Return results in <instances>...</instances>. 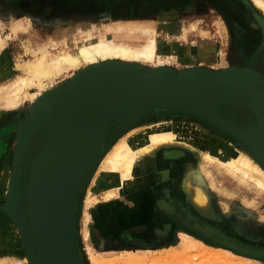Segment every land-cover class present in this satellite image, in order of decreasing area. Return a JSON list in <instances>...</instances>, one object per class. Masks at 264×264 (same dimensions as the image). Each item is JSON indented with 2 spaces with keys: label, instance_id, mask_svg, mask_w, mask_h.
<instances>
[{
  "label": "rangeland",
  "instance_id": "rangeland-1",
  "mask_svg": "<svg viewBox=\"0 0 264 264\" xmlns=\"http://www.w3.org/2000/svg\"><path fill=\"white\" fill-rule=\"evenodd\" d=\"M235 2L239 3L237 10L243 11L240 18H244V15L261 13L253 5L252 0H225L223 5H218V1L215 0H0V84H8L15 79L20 74L16 65L34 59V52L39 54L38 49L42 45L55 43L49 49L53 53H59L63 46H68L69 50H73L77 33L84 28L90 29L96 37H100L107 28L114 29L121 26L123 29L152 28L158 44V55L161 59L168 61L166 67L174 72L192 68L221 71L224 68L238 66L233 48V30L240 23L237 25L235 23L234 27L230 21V16L234 17V15L228 12V9L235 11L232 5ZM125 33L123 32V36ZM136 35L138 44L147 40L148 35L146 34L137 33ZM136 64L145 68L157 69V66L152 64L139 62ZM82 69L84 67L59 76L56 79L58 88L67 86ZM256 71L264 81V72ZM50 84L52 83L47 82L48 86H51ZM31 91L39 93L37 88ZM40 93L34 100L25 99L16 108H8L6 101H0V173L4 168L12 172L15 140L18 137L16 136L17 125L30 119L31 107L48 92L43 90ZM169 113L172 111L147 113L131 122V126L128 124L124 129L136 128L152 119L153 116L158 118L166 115L169 117L168 115H171ZM242 113L239 110L225 107L227 117L232 116V119L245 127L251 126L255 121V116ZM49 115L50 113H47L41 123L42 128L47 129L41 137H38L43 142L48 141L55 127ZM200 121L206 127L213 126L205 120L200 119ZM114 126L116 127V124L112 123L108 135ZM210 128L215 129L214 126ZM216 130L219 131V128ZM219 132L226 134L221 130ZM114 135L115 133L109 136L105 149L103 148L104 151L118 136ZM193 160L198 162L197 157ZM179 165L181 166V163ZM96 171L97 167L82 186L75 203L77 219L75 253L83 264H94L95 262L98 264H138L139 260H142L143 264H172L176 256L183 258L189 256L194 258V262L201 264L203 259L199 257L198 249L193 247L188 236L194 238V242L201 240L215 248L233 251L215 244L212 241L214 240L212 233L216 235L219 233L225 239L224 242L229 241L236 244V241L224 237L233 236L238 241L264 247V198L259 197L254 191H246L237 185H231L228 181L221 183L214 181L216 188L212 190L210 186L213 181L208 177L205 183L210 191L211 208L208 211L210 215L201 214L191 202L186 201L187 198L184 200L185 204L187 202L190 205L188 204V208L185 206L183 210L190 219L196 221L194 227L187 222L182 224L175 220L171 221L169 215L166 214L174 213L175 208L170 203L166 214L159 208L161 204H165L170 199V193L175 200H178L179 205L180 192L168 191L169 195L164 200L165 190H157L158 196L146 202V214L140 218L131 216L132 223L130 220L124 221L121 215L117 217V212L119 205L136 209L134 203L130 201L121 202L122 204L116 203L113 206L116 211L111 215L107 210L109 207L107 203L97 202L90 210L92 227L89 228L85 223V202ZM26 174L27 168L24 170L22 187ZM157 184H155V189L163 187ZM234 187L237 188L234 189ZM96 197L102 200L101 195ZM4 202L3 199L0 201V222L2 223V227L0 226V264H17L18 261H23L22 238L19 228L1 209ZM87 229L89 231L91 229L93 233L86 238ZM207 230H209L208 234L205 233ZM8 235L13 244L18 245L19 251L2 250L3 241ZM220 241L223 240L220 239ZM239 256L248 264H264L262 260L240 254ZM177 264L190 263L184 261Z\"/></svg>",
  "mask_w": 264,
  "mask_h": 264
},
{
  "label": "bare ground",
  "instance_id": "bare-ground-1",
  "mask_svg": "<svg viewBox=\"0 0 264 264\" xmlns=\"http://www.w3.org/2000/svg\"><path fill=\"white\" fill-rule=\"evenodd\" d=\"M252 3L259 10V12H261V17H258V19L261 24H264V22H262V20H264V0H252ZM121 27L114 29L107 28L100 37H96L90 29H80L79 33H77V37L75 38V48L73 50H69L70 48H68V46H63L59 53H53L49 51V49L50 46H54L55 43L40 46L38 49L39 54H36L37 52H34L35 54L33 53L35 55L34 59L16 65V67L20 70V74L15 79L8 84H0V101H6L8 108H16L27 98L34 100L43 90H47L48 97L57 96L60 89L56 84V79L59 76L83 67L87 68L90 65H96L97 63H99L97 65L100 67V62L109 60H111V63H114L115 60H122L127 61L129 64H136V62L142 64H152L157 66V69L167 68L166 64L168 61L161 59L158 55V44L152 28L123 29ZM123 32H126L124 36ZM137 33L148 35L146 37L147 40L138 44L136 41ZM249 39L251 40V38ZM227 69H230L231 71L241 70L249 73V75L258 73L253 66L249 67L247 65L231 66ZM230 75L235 76L233 74ZM47 82H50L53 85L50 84L51 86H48ZM254 82L251 83L253 85H250L251 90H249V93L252 96L248 95L245 97L242 95L240 98L244 100H257V103L260 106H264V91L262 92V89L258 88ZM33 88H37L39 93L32 92L31 90ZM210 100L215 101L216 99L212 98ZM231 104L236 106L238 102L232 100ZM174 106L175 107L172 108V110H152L149 112L172 111V113H169L171 114L168 115L169 117L166 115L158 118L153 116L151 117L152 119L136 128L130 129L118 136L115 134L117 137L106 151H104V147L107 144L106 141H108V133L93 147L84 167V169H86L93 161L94 162L91 164L90 169L93 170L97 167V173L91 182L89 194L85 202L86 209L84 213L86 226L89 228L92 227V215L90 210L94 204L100 201L109 205L107 210L111 213V215L116 211L113 207L116 203H128L130 201L134 203L136 209L133 210L119 205L120 208L117 212V217L121 215V218L124 219V221H129L131 216L132 218L133 216L139 218L143 217L144 214H146V202L152 201L157 195L153 192L155 190V184L159 181V175H157V173L161 171L162 168L169 167L166 166L168 161L177 162L182 160L185 156L188 158H198V162L194 160L183 162L184 171L181 173L184 177L183 187L188 195L187 196L185 194V197L187 198V201L191 202L201 214L210 215L208 211L211 208L210 191L205 183L206 177L213 181L210 186L212 190L216 188L214 181L218 183L228 181L231 185H237V187L240 189H246V191H254L259 197L264 198V157L260 159L258 155V152L260 151L258 145L237 129L228 125L225 126L218 120V118L211 115L213 112L210 109H208L209 113L207 112L210 116L206 115V118H208V120L210 119L211 122L223 126L226 131L223 132L227 135L220 133L219 131L221 129L217 131L215 125H213L215 129L210 128L213 126L206 127L203 125L200 121L201 116H197L198 110L194 108V106L197 105L174 104ZM234 109L239 110L244 114L249 113L244 108L234 107ZM96 112L90 114H95ZM129 112L130 111L123 112L116 116V118L118 117V123L116 124L117 132L128 126V124L124 125V123H127L130 118L139 114L138 111L133 113ZM47 113H50L49 116H51L52 121H56L55 119L60 117V111L55 113L51 110V112L48 111ZM47 113H45V115ZM90 114L83 117V122L86 121L85 125L79 126L81 123L79 122V120H81L80 115L74 118L73 127L77 130L76 136H86L87 134L95 131L98 121H96V115L92 117ZM259 114L262 116L264 115L263 112L260 111ZM93 118H95V121H93ZM16 123H18V121ZM68 123H71L70 119H68ZM87 124H89V126L86 128ZM71 127L72 123L70 124V128ZM89 127L90 131L85 134V129L88 130ZM55 129L56 125L51 137L55 136ZM66 130L67 132H73L72 128L69 131L68 129ZM263 133L264 128L260 131L253 132L252 135L257 137L264 147ZM16 136H18L15 140L17 144V142L20 141L19 133H17ZM51 137L49 139H51ZM238 139L242 142L239 141L238 143ZM55 150L56 148L52 150V153H54ZM179 163H176V165L179 166ZM65 164L66 163L63 162L61 167L62 170H64L66 166ZM162 171V178L168 179L170 174L169 170ZM11 178L10 173L7 175L5 180H3L6 183L5 202L6 200L10 202ZM237 187H234V189ZM164 193V200H166L165 198L169 195V192L165 190ZM97 195H101L100 198L102 200H98L99 197H96ZM168 204L169 203L167 202L165 204H161L159 208L165 213L169 209ZM130 221L132 223V220ZM1 225L2 224H0V226ZM192 226L194 227V224ZM208 232L209 230L205 233L208 234ZM90 233H93L91 229L90 231L87 229L85 237H89ZM209 234L211 235V233ZM188 237L190 238L193 247L198 249L199 257H202L203 259L201 264H248L235 251L215 248L201 240H195L194 242V238H191L190 236ZM212 237L216 241H219L220 239L225 241L219 233L217 235L212 233ZM9 240L10 239L7 237L3 243L2 250L11 251L12 249L13 251L11 252L19 251V249H17L18 245L11 246V242ZM227 243L230 242L228 241ZM23 245L24 244L22 243V247ZM139 261L140 262H138V264H143L142 260ZM184 261L190 264H197L194 262V258L189 256L184 258L176 256L172 261V264ZM17 264H33L31 255H25L23 253V261H18ZM94 264H98V262H95Z\"/></svg>",
  "mask_w": 264,
  "mask_h": 264
},
{
  "label": "water",
  "instance_id": "water-1",
  "mask_svg": "<svg viewBox=\"0 0 264 264\" xmlns=\"http://www.w3.org/2000/svg\"><path fill=\"white\" fill-rule=\"evenodd\" d=\"M98 66L82 69L67 86L61 87L59 95L48 97L46 93L31 107L30 119L17 125L20 141L13 154L10 202L6 200L1 209L19 228L24 254L31 255L33 264H83L75 253L76 198L95 169H90L93 160L84 169L89 153L106 136L112 123H118V114L139 112L125 125L152 110H172L174 104H195L197 116L225 131L223 126L206 118V115L210 116L208 109L212 110L211 115L221 123L237 129L258 145V155L260 159L264 157L263 145L252 135L264 128V115L259 114V111L264 114V106H260L257 100L240 98L251 95L250 85L254 81L264 91V81L258 73L253 76L241 70L210 71L201 68L174 72L168 68L150 69L120 61H108ZM212 98L216 102L211 101ZM232 100L238 104H231ZM221 107L244 108L255 116V123L245 127L227 117ZM51 110L55 113L60 111V117L52 121L56 125L55 136L43 142L38 139L46 130L41 123L45 113ZM94 112L97 114H90ZM89 114L92 117L96 115L95 131L86 136H76L74 118L80 115L79 126L85 125L83 117ZM68 119L72 123V133L66 130H71ZM89 131L90 127L85 129V134ZM54 148L56 150L52 153ZM63 162L66 163L64 170L61 168ZM25 168L27 174L22 187ZM212 241L264 261V249L245 247L236 242Z\"/></svg>",
  "mask_w": 264,
  "mask_h": 264
},
{
  "label": "flooded vegetation",
  "instance_id": "flooded-vegetation-1",
  "mask_svg": "<svg viewBox=\"0 0 264 264\" xmlns=\"http://www.w3.org/2000/svg\"><path fill=\"white\" fill-rule=\"evenodd\" d=\"M215 1H218V3H219L218 5H223V3H225V0H215ZM215 5H216V3H215ZM232 5H234L233 9H235V11L233 12L231 9H228V12L229 13L232 12V14L234 15V17L232 15L230 16V19H231L230 21H231L232 25H234V27H235L234 23H236V25L238 23H240V26L236 27V29L233 30L234 31V39H233L234 47L233 48H234V54H236V56H235L236 64L242 65V66L248 65L250 67L253 66L254 69H256V70L258 69V71H263L264 70V24H261L259 19H258V17H261V16H260V14L257 15V13L253 12L254 14H252V15H244V18H240V15L242 14L241 12H243V11L237 10L239 7V3L235 2V4H232ZM262 22H264V20H262ZM249 38H251V40ZM222 110L225 114V107H222ZM254 123H255V121H253L251 125H253ZM129 129H130V127L126 128L125 130L123 129V130L117 132L116 131L117 129L114 126L113 129L110 130L108 138L113 133H115L116 135H119V134H122V133L128 131ZM188 160H193V157L188 158L185 156L182 160L177 161V162L176 161H168L166 163V166H169V167L162 168L161 171H159L160 172L159 173V181L157 182L158 183L157 186L162 185L163 187L162 188L161 187L156 188L155 189L156 191H154V192L157 194V190L164 191V190H166V188H169V187L173 188L172 191L174 190V191L179 192V189H180L179 177L184 171V170H182V167H183L182 164H183V162L188 161ZM179 162H181V166L176 165V163H179ZM166 169L169 171L171 170L170 171L171 179L168 180L167 182L161 176V173L163 172L162 170H166ZM163 181H164V183L162 184ZM175 182H176V185L174 184ZM172 191H170V192H172ZM156 196H158V194ZM167 203H170L172 205V207L175 208L174 213L166 214V215H169L168 217H169V219H171V221L175 220L176 222H179L182 224L187 222L188 224H192V225L196 222L193 219H190L187 216V214L185 213V211L183 210V208H185L186 204L183 202L182 206L178 205V200H175L174 196L171 193H170V199L167 200ZM166 215L164 216L165 218L167 217ZM188 228L192 229L191 227H188ZM237 241L238 240H236V242Z\"/></svg>",
  "mask_w": 264,
  "mask_h": 264
},
{
  "label": "crops",
  "instance_id": "crops-1",
  "mask_svg": "<svg viewBox=\"0 0 264 264\" xmlns=\"http://www.w3.org/2000/svg\"><path fill=\"white\" fill-rule=\"evenodd\" d=\"M183 165V164H182ZM184 166V165H183ZM167 170V169H166ZM182 170H184V168L182 167ZM10 171V170H9ZM6 172H8V170L6 169L5 170V168L2 170V172L0 173V181L2 182H0V201L3 199H5V193H6V183H5V181H3V180H5V174H6ZM9 174H10V172H8ZM169 173H170V171H169ZM171 174V173H170ZM169 174V178L168 179H165V181L167 182L168 180H170L171 179V175ZM182 176V177H181ZM3 177V178H2ZM178 179V178H177ZM183 179H184V177H183V174L182 175H180V177H179V187H180V189H179V192H180V199H179V202H180V204L179 205H183V202H184V200L186 199V197H185V190H184V187H183V184H184V181H183ZM182 181V182H181ZM3 183H4V185H3ZM175 185H176V182L174 183ZM173 186V185H172ZM4 189H5V191H4ZM172 189L173 188H166V191H172ZM174 191V190H173ZM185 197V198H184ZM187 201V200H186ZM187 206H189L188 204H187V202H186V208H188ZM1 223V222H0ZM2 224V223H1ZM223 235H226V234H224L223 233ZM225 238H229L230 240H238L237 238H235V237H233V236H224ZM8 238L10 239L9 241L11 242V246L12 245H14L13 244V242H12V239L9 237V235H8ZM4 242V241H3ZM237 243L238 244H240V245H242V246H245V247H250V248H255V249H264V247H260V246H256V245H252L251 243L249 244V243H245V242H241V241H237ZM238 254H240V253H238ZM240 255H244V254H240ZM244 256H247V255H244ZM249 257V256H248ZM254 259V258H253Z\"/></svg>",
  "mask_w": 264,
  "mask_h": 264
}]
</instances>
